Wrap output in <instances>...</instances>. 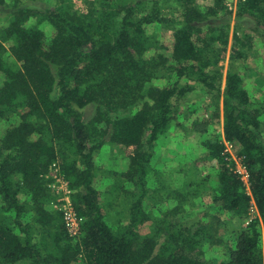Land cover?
Wrapping results in <instances>:
<instances>
[{"label": "trees", "instance_id": "16d2710c", "mask_svg": "<svg viewBox=\"0 0 264 264\" xmlns=\"http://www.w3.org/2000/svg\"><path fill=\"white\" fill-rule=\"evenodd\" d=\"M201 1L100 0L94 15L62 7L15 8L8 14L0 28V115L18 116L0 134V264H264V99L252 100L231 65L220 90L228 25L215 21L230 12L225 0ZM33 15L51 24L49 39L39 24L30 23ZM244 15L264 18V0H240L237 17ZM155 26L172 32L168 53L158 50L157 32H149ZM246 38L244 29L234 28L233 61L246 58ZM7 53L14 61L5 59ZM170 76L171 84L153 83ZM195 87L211 100L209 115L191 123L216 167L210 207L239 223L252 200L259 213L225 244L226 259L211 262L204 257L206 247L223 243L215 235L218 214L207 223L188 224L176 216L183 207L170 208L149 232H140L151 219L148 204L154 199L146 177L155 144ZM220 99L223 139L233 145L251 194L223 140L208 133L219 118ZM92 103L95 116L85 121L83 110ZM106 133L132 148L124 173L133 183L125 190L131 202L126 222L116 229L107 223L94 186V155ZM54 162L81 218L74 237L61 212L49 207L53 193L46 174Z\"/></svg>", "mask_w": 264, "mask_h": 264}, {"label": "rangeland", "instance_id": "374dc122", "mask_svg": "<svg viewBox=\"0 0 264 264\" xmlns=\"http://www.w3.org/2000/svg\"><path fill=\"white\" fill-rule=\"evenodd\" d=\"M116 2H137L139 0H115ZM148 4L155 0H144ZM161 5L167 4L168 0H156ZM100 0H0V28L7 24V16L15 8H33L42 11L46 8L62 7L65 10H73L75 13L94 15L100 7ZM204 0L201 4H204ZM227 3L234 6L228 9ZM240 1L225 0L226 10L230 12L229 18L216 20L215 23L228 25V44L224 59L220 61L221 77L220 90L225 84V76L228 68L231 67L243 76L245 86L249 90L252 100L260 102L264 99V18L244 15L237 17V8ZM31 24H39L46 38H50L54 32L50 23L40 20L36 15L30 19ZM244 29L246 33V45L249 49L246 58L240 62H235L230 58L232 35L235 27ZM157 32L159 49L170 51L172 46V32L167 28L159 26L150 27L149 32ZM3 45L7 44L3 42ZM7 61H14L10 54L6 55ZM1 79V78H0ZM174 76L155 79L153 83L164 86L171 84ZM211 104L202 88L195 87L194 90L184 98L179 104L177 119L173 120L170 127L160 135L157 140L153 159L151 160L148 175L146 177L148 187L153 193V201L148 204L151 208V219L145 226L140 228L141 233L151 230L152 224L161 219L164 212L170 208L181 210L176 211V216L180 217L185 223H193L200 220L203 223L215 220L218 214L216 208L210 207L211 189L210 186L216 180L215 164L206 158L205 149L200 144L202 134L194 130L192 121L209 115L207 105ZM96 104L87 105L83 110L85 121L91 120L95 116ZM220 115L214 120L207 129L208 133L217 134L223 140L222 130V101L219 100ZM18 115L11 113L5 116L0 115V134L13 123ZM104 122L97 124L103 128ZM110 131V128H108ZM104 144L94 155L95 177L94 186L101 192V201L104 206L105 219L109 225L115 229L127 220L128 203L131 197L125 190L132 189L133 183L128 181L124 174L129 167V154L132 153L131 147L112 142L108 139V133ZM261 135L264 138V118H262ZM227 152L230 158L237 160L233 145H227ZM239 171H243L239 161L235 162ZM49 179L48 187L53 193L50 202V209L59 211V207L64 203L65 194L61 189L67 188V196L71 200L72 190L67 181L59 175L56 162L52 163L51 169L46 174ZM246 180V179H244ZM246 190L249 194L248 185ZM140 192V186L137 187ZM183 193H182V192ZM73 206V204H72ZM74 209V208H73ZM75 211V210H74ZM60 212V211H59ZM205 214V216H204ZM218 226L215 232L216 237L221 238L222 245H208L206 247L205 259L208 261H219L226 259L225 244L231 242V238L239 226H245L251 219L259 217L258 210L253 202L248 212V216L243 223L236 219H230L226 214L219 213ZM63 219V218H62ZM264 251V248H263ZM72 264H79L73 262Z\"/></svg>", "mask_w": 264, "mask_h": 264}, {"label": "built area", "instance_id": "2783aa9c", "mask_svg": "<svg viewBox=\"0 0 264 264\" xmlns=\"http://www.w3.org/2000/svg\"><path fill=\"white\" fill-rule=\"evenodd\" d=\"M240 1V0H238ZM227 7L228 9H231L233 8L234 6H231L230 3H227ZM223 142H224V145H225V151L226 153L227 152V145H231L229 144L228 142L224 141L223 139ZM234 160V159H233ZM239 161V159H237ZM237 160H234V162H237ZM240 163V161H239ZM237 165V164H235ZM241 167L243 168L242 170L243 171H239L237 166H236V170L241 174V177H242V180L244 181V183L246 185L247 184V173L244 169V167L242 166V164L240 163ZM246 179V180H244ZM61 189L64 191V194H65V198H64V203L58 208L59 211L61 212L62 214V218H63V221H64V224H65V227L69 233L70 236L74 237V236H77L78 233H79V227H80V222H81V218H79L76 214V212L74 211L73 209V206H72V203L70 201V198L67 196L68 192H67V188H63L61 187Z\"/></svg>", "mask_w": 264, "mask_h": 264}]
</instances>
